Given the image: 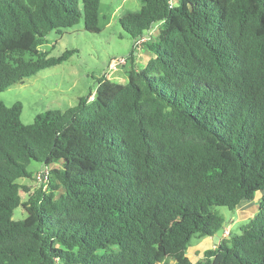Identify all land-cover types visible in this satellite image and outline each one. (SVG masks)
Segmentation results:
<instances>
[{
    "label": "trees",
    "instance_id": "16d2710c",
    "mask_svg": "<svg viewBox=\"0 0 264 264\" xmlns=\"http://www.w3.org/2000/svg\"><path fill=\"white\" fill-rule=\"evenodd\" d=\"M138 1L122 29L159 30L126 83L102 77L94 101L32 124L0 98V264H264V0ZM100 7L0 0V93L69 61L41 47L81 20L99 33ZM41 171L33 192L20 183ZM256 198L240 234L190 258L226 225L214 207Z\"/></svg>",
    "mask_w": 264,
    "mask_h": 264
},
{
    "label": "rangeland",
    "instance_id": "374dc122",
    "mask_svg": "<svg viewBox=\"0 0 264 264\" xmlns=\"http://www.w3.org/2000/svg\"><path fill=\"white\" fill-rule=\"evenodd\" d=\"M142 4L138 0H101L100 24L101 31L92 33L85 29L84 21L70 30H65L63 35L52 32L48 42L41 47L44 51H51V56L59 57L67 50L76 51L69 61L53 68L43 70L37 75L25 79L24 84L16 85L0 93V98L7 106L22 103L24 124H32L38 114L48 110L67 111L76 106L79 99L86 96L89 91L98 88V80L106 77L116 83H126L128 73L135 67L144 69L148 59L153 57L151 51L143 46L139 50L144 52L142 58L134 55L133 39L127 34L119 23L120 17L128 12H138ZM159 25L152 30V36L158 35ZM151 36V37H152ZM151 56V57H150ZM126 58L127 62L111 71L110 63L119 58ZM37 163H32L31 170L40 168ZM35 174L34 179H21L20 183L28 186L33 192L37 186L44 184V178ZM63 191H60V194ZM23 201L28 200V195L22 192ZM259 198L245 201L237 211H230L225 207H214L225 219L226 233L240 234L241 226L252 219L258 210ZM27 217L24 207L20 206L14 211L15 221ZM213 246L209 238H194L190 245L189 255L193 261L203 258L204 250ZM171 264H174L171 261Z\"/></svg>",
    "mask_w": 264,
    "mask_h": 264
},
{
    "label": "built area",
    "instance_id": "2783aa9c",
    "mask_svg": "<svg viewBox=\"0 0 264 264\" xmlns=\"http://www.w3.org/2000/svg\"><path fill=\"white\" fill-rule=\"evenodd\" d=\"M152 33H153V31L150 32V33L147 34V35H143V36H141V37L135 39V40L133 41V49H135V50H139V49H141V48L144 46V44L150 40V38H151L150 36L152 35ZM126 62H127V59L124 58V57L119 58V59H117V60H113V61H111V63H110V69H111V71L109 72V74L112 73L114 70H116L117 67H118L119 65H121V64H125ZM106 77H107V76H106ZM98 87H99V86H98ZM97 90H98V88L95 89V90L92 92V94L90 95V97H89V100H90V101H94V100H95L96 95H97ZM43 173L45 174V171H43ZM39 176L42 177V178H44V180H46V178H47V175H45V176L43 175V176H42V174H40Z\"/></svg>",
    "mask_w": 264,
    "mask_h": 264
},
{
    "label": "water",
    "instance_id": "95a60500",
    "mask_svg": "<svg viewBox=\"0 0 264 264\" xmlns=\"http://www.w3.org/2000/svg\"><path fill=\"white\" fill-rule=\"evenodd\" d=\"M227 227H228V225L225 226L224 228H221L219 231H217V233L213 237V242H214L215 246L218 245L220 243L221 239L225 236Z\"/></svg>",
    "mask_w": 264,
    "mask_h": 264
},
{
    "label": "crops",
    "instance_id": "0c3cea01",
    "mask_svg": "<svg viewBox=\"0 0 264 264\" xmlns=\"http://www.w3.org/2000/svg\"><path fill=\"white\" fill-rule=\"evenodd\" d=\"M133 50H134V49H133ZM143 54H144V52L142 53L141 51H135V50H134V55L137 56L138 59H143V58H142ZM150 57H151V56H150ZM149 60H150V59H148V61H149ZM148 61L146 62V65H147ZM146 65H145V66H146ZM209 239H210V238H209ZM211 240H213V239H211ZM213 244H214V242H213ZM189 256H190V255H189Z\"/></svg>",
    "mask_w": 264,
    "mask_h": 264
}]
</instances>
